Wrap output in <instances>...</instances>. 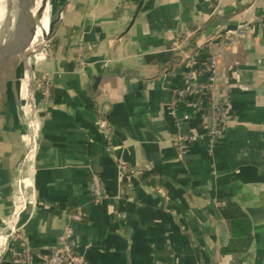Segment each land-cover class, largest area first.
Returning a JSON list of instances; mask_svg holds the SVG:
<instances>
[{"label":"crops","instance_id":"obj_1","mask_svg":"<svg viewBox=\"0 0 264 264\" xmlns=\"http://www.w3.org/2000/svg\"><path fill=\"white\" fill-rule=\"evenodd\" d=\"M209 1L47 2L49 52L31 68L33 127L21 75L0 88V264H43L65 227L86 264H264V0ZM208 47L220 52L216 99L228 102L216 145L211 104L200 114L173 96L187 59L204 60ZM178 123L194 137L182 154ZM226 199L252 223L237 257L220 253ZM25 252L31 261L14 263Z\"/></svg>","mask_w":264,"mask_h":264},{"label":"built area","instance_id":"obj_2","mask_svg":"<svg viewBox=\"0 0 264 264\" xmlns=\"http://www.w3.org/2000/svg\"><path fill=\"white\" fill-rule=\"evenodd\" d=\"M219 0H210L209 4L212 9H216ZM250 27L246 26L236 31H229L226 35L220 36L218 40L219 47H224L233 44L236 38L245 35ZM49 49L45 51L48 53ZM44 53V57H45ZM199 54H192L186 61V65L189 68L187 73V83L173 91V96L177 101L189 99L194 100V106L197 107L198 112L201 114V103L207 102L212 107V129L209 133L210 143L216 145L221 139V135L224 127L228 121L227 106L228 102L226 99L218 101L216 99V83H217V66L218 59L220 57L219 51H213L211 48L206 49V58L204 63L199 65L197 58ZM42 57V58H44ZM197 75H203L206 77L204 82L193 83ZM41 86L46 89V82H42ZM188 116H185L183 121L188 120ZM194 141V137L183 131L181 124H177V131L174 135V143L176 150L179 154L184 153L190 143ZM92 192L97 200H101L103 192L100 186L99 180L94 177L92 179ZM72 222H80L82 219V213L77 210L74 211L70 216ZM60 246L54 249V251L47 257L43 264H86L82 256L78 255L74 251L73 231L70 227H65L59 237ZM31 255L27 252L16 253L14 256V263H24L31 261Z\"/></svg>","mask_w":264,"mask_h":264},{"label":"water","instance_id":"obj_3","mask_svg":"<svg viewBox=\"0 0 264 264\" xmlns=\"http://www.w3.org/2000/svg\"><path fill=\"white\" fill-rule=\"evenodd\" d=\"M46 0H45V5L44 7H40L39 11L37 14L32 17L30 9H29V0H3L2 1V19L0 21V66L3 65L8 59H9V38H10V32H11V17L12 15H17L18 18H24L26 20L23 21V24L28 23V20L32 21V19L36 18L37 19V27L40 24V21L43 16V10L46 6ZM35 32V31H33ZM48 37V33L45 36V39ZM44 39V40H45ZM38 46H32L30 49V53L25 56L20 58V63H19V69L18 72L21 75V79L23 82V74H24V69L25 67L28 66V62L35 56V51ZM26 91L28 95L34 94L35 96H38L37 90L35 88L33 90L29 89L26 86ZM39 108V103L36 101V107L32 112L31 115V127L35 125L36 122V115L38 112Z\"/></svg>","mask_w":264,"mask_h":264},{"label":"bare ground","instance_id":"obj_4","mask_svg":"<svg viewBox=\"0 0 264 264\" xmlns=\"http://www.w3.org/2000/svg\"><path fill=\"white\" fill-rule=\"evenodd\" d=\"M44 5L45 0H36V14L39 11L40 7H44ZM42 14L43 16L38 27L36 18L32 19V21L28 20V23L23 24V21L26 22V20L23 17L18 18L17 15L15 16L14 21L11 22L12 27L9 38V57L18 56L19 58H21L25 54L26 50H28L27 48L30 47V44L32 42H37L39 40L38 46L42 43V41L45 39L46 34L48 33L49 28V7L47 6V4ZM44 32L47 33L41 39V36L44 34ZM25 72L27 76V87L33 90L34 80L30 68L25 67ZM28 96L32 104L33 112V110L35 109L33 94H29Z\"/></svg>","mask_w":264,"mask_h":264},{"label":"trees","instance_id":"obj_5","mask_svg":"<svg viewBox=\"0 0 264 264\" xmlns=\"http://www.w3.org/2000/svg\"><path fill=\"white\" fill-rule=\"evenodd\" d=\"M197 63L202 65L204 60L200 56ZM226 222L229 239L227 244L220 249L222 255L240 256L243 252V242L252 233V223L248 215L232 199L223 201V208L220 210Z\"/></svg>","mask_w":264,"mask_h":264},{"label":"rangeland","instance_id":"obj_6","mask_svg":"<svg viewBox=\"0 0 264 264\" xmlns=\"http://www.w3.org/2000/svg\"><path fill=\"white\" fill-rule=\"evenodd\" d=\"M2 1L3 0H0V10L2 7ZM48 1H50V0H46V3ZM35 2H36V0H29V9H30L32 17H34L36 14V10L34 8ZM51 20H52V18H51ZM49 35L50 34H48V37L45 40H43L42 43L37 47V49L35 51V56L28 62V66L30 67V69L33 68L35 65L34 63L38 61V60H36V58L38 56L44 57L45 51L49 49V45H50ZM30 51H31L30 49L28 51H26L25 54L23 55V57L27 56L30 53ZM19 63H20V58L14 57L12 59H9L2 67H0V88H3L4 84L8 81L18 80ZM31 71H32V69H31ZM24 74H25V72H24ZM24 74H23L22 86H21V84H19V88L22 90V93L24 94L25 99H26V98H28V93L24 89L25 88ZM32 77L34 80V88L36 90L38 88V85H37V82H35L36 80H35L33 73H32Z\"/></svg>","mask_w":264,"mask_h":264}]
</instances>
